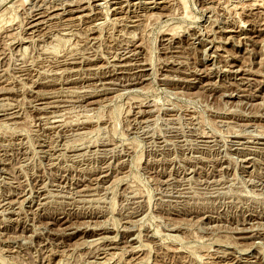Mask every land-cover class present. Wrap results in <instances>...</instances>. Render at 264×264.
Instances as JSON below:
<instances>
[{
  "label": "rangeland",
  "instance_id": "374dc122",
  "mask_svg": "<svg viewBox=\"0 0 264 264\" xmlns=\"http://www.w3.org/2000/svg\"><path fill=\"white\" fill-rule=\"evenodd\" d=\"M0 264H264V0H0Z\"/></svg>",
  "mask_w": 264,
  "mask_h": 264
},
{
  "label": "bare ground",
  "instance_id": "6f19581e",
  "mask_svg": "<svg viewBox=\"0 0 264 264\" xmlns=\"http://www.w3.org/2000/svg\"><path fill=\"white\" fill-rule=\"evenodd\" d=\"M253 1H254V0H253ZM251 3H252V2H251ZM253 3H254V4H252V5L250 4L252 7L255 6L257 2H256V3L253 2ZM244 6H245V5H244ZM256 6H257V5H256ZM252 7H251V8H252ZM253 8H254V7H253ZM68 14H69V13H68ZM151 18H152V17H151ZM131 55H132V54H131ZM63 72H64V71H63ZM138 207H139V206H138ZM133 247H134V246H133Z\"/></svg>",
  "mask_w": 264,
  "mask_h": 264
}]
</instances>
